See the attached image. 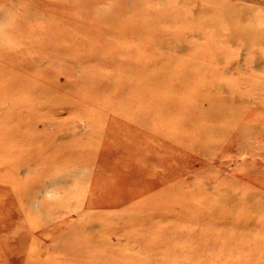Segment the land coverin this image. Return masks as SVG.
I'll use <instances>...</instances> for the list:
<instances>
[{"label":"rangeland","instance_id":"374dc122","mask_svg":"<svg viewBox=\"0 0 264 264\" xmlns=\"http://www.w3.org/2000/svg\"><path fill=\"white\" fill-rule=\"evenodd\" d=\"M0 264H264V0H0Z\"/></svg>","mask_w":264,"mask_h":264},{"label":"bare ground","instance_id":"6f19581e","mask_svg":"<svg viewBox=\"0 0 264 264\" xmlns=\"http://www.w3.org/2000/svg\"><path fill=\"white\" fill-rule=\"evenodd\" d=\"M258 61V60H257Z\"/></svg>","mask_w":264,"mask_h":264}]
</instances>
